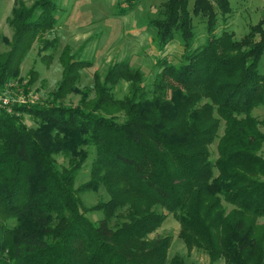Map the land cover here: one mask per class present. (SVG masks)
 <instances>
[{
    "label": "trees",
    "instance_id": "16d2710c",
    "mask_svg": "<svg viewBox=\"0 0 264 264\" xmlns=\"http://www.w3.org/2000/svg\"><path fill=\"white\" fill-rule=\"evenodd\" d=\"M135 1L122 0L120 11ZM164 6L151 20L156 42L163 48L178 34L182 51L157 60L150 86L141 71L117 62L104 82L95 76L88 99L76 85L86 62L64 48L61 79L48 100L0 109V264H183L181 256L169 258V236L148 237L166 213L178 220L186 247L204 251L210 264L219 257L264 264V120L251 114L264 105V13L235 39L226 29L215 33L218 16L231 12L229 0H194L191 12L206 17V40L194 47L188 0ZM56 12L54 0L12 9L0 89L18 77L36 38L49 42L42 35L55 27ZM120 80L130 84L117 98ZM70 92L80 94L76 105L61 102ZM25 113L34 127L24 123ZM88 148L89 179L76 187ZM100 187L108 199L85 207L79 194ZM88 211L103 217L92 221Z\"/></svg>",
    "mask_w": 264,
    "mask_h": 264
},
{
    "label": "rangeland",
    "instance_id": "374dc122",
    "mask_svg": "<svg viewBox=\"0 0 264 264\" xmlns=\"http://www.w3.org/2000/svg\"><path fill=\"white\" fill-rule=\"evenodd\" d=\"M36 0H0V53L9 49L6 40L13 36V26L9 19L12 9L23 3L32 5ZM57 4V23L52 31L42 35L41 42L36 38L30 45L20 63L17 78L11 79L0 94L7 102L19 101V95L29 92L38 98L37 102L48 100L49 93L54 90L61 79L62 63L60 55L64 48H68L73 57L86 62L79 70V80L76 82L80 90H88V99L95 96V80L98 76L104 82L107 70L117 62L125 61L131 68L143 73L144 83L150 86L154 75L159 70L157 60L162 57L172 58L181 54V40L175 34L173 40L163 48L156 42V27L151 20L161 16L165 10L167 0H136L134 5L125 12L122 0H54ZM194 0H188L192 29L195 33L194 47L202 45L206 40V17L191 12ZM231 12L226 20L218 16L215 33L219 35L223 29L233 32L235 39H241L249 30V26L256 24L264 13V0H229ZM56 41H52V40ZM55 42V43H54ZM46 43V44H45ZM44 44L46 47H44ZM43 46V48H41ZM88 63V64H87ZM259 70L264 71V55L259 62ZM28 81L29 84H28ZM109 86L108 83H106ZM129 81L120 80L113 88L115 97H123L129 89ZM79 93H66L61 102L76 105ZM252 116L264 120V105L252 109ZM23 121L29 127H34L35 121L23 114ZM264 133V125L258 126ZM221 122L218 135L223 132ZM217 139L210 145L211 157L217 155ZM89 155L75 177V186L89 179L91 162L94 158L93 148H88ZM258 154L264 158V143ZM60 166L67 165V159L61 154L55 156ZM82 204L87 207L96 202L108 199L107 192L100 187L98 190H86L79 194ZM226 209L232 206L223 202ZM164 213H166L164 211ZM86 215L92 221L103 217L101 211H88ZM264 223V217L258 218ZM181 227L178 220L166 213L161 225L148 235L149 238L169 236V258L174 255L182 257L183 264H210L209 256L196 248L188 249L180 237ZM213 264H225L224 258L219 257Z\"/></svg>",
    "mask_w": 264,
    "mask_h": 264
},
{
    "label": "built area",
    "instance_id": "2783aa9c",
    "mask_svg": "<svg viewBox=\"0 0 264 264\" xmlns=\"http://www.w3.org/2000/svg\"><path fill=\"white\" fill-rule=\"evenodd\" d=\"M38 101V98L31 96L29 92H25V94H20L19 95V101H15L14 103L12 102H7L6 97L0 94V109L7 110V111H12L13 107H17L20 105H26V104H33Z\"/></svg>",
    "mask_w": 264,
    "mask_h": 264
}]
</instances>
